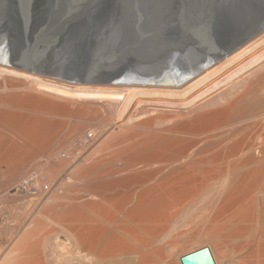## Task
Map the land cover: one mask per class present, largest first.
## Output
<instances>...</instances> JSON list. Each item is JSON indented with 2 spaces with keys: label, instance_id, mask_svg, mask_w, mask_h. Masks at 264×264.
Returning <instances> with one entry per match:
<instances>
[{
  "label": "bare ground",
  "instance_id": "1",
  "mask_svg": "<svg viewBox=\"0 0 264 264\" xmlns=\"http://www.w3.org/2000/svg\"><path fill=\"white\" fill-rule=\"evenodd\" d=\"M247 4L165 63L87 65L62 7L18 49L0 34V91L24 90L0 103V264H264V0ZM56 114L87 122L51 148Z\"/></svg>",
  "mask_w": 264,
  "mask_h": 264
},
{
  "label": "water",
  "instance_id": "2",
  "mask_svg": "<svg viewBox=\"0 0 264 264\" xmlns=\"http://www.w3.org/2000/svg\"><path fill=\"white\" fill-rule=\"evenodd\" d=\"M247 2L248 0H0V34H3V44H11L14 50L27 37H35L38 27H41L38 30L45 29L46 24L42 22L54 17L56 13V16L61 17L58 9L62 7L65 11L68 10L66 15H62L64 18L74 17L73 23L67 28L68 37L72 41L65 46L73 47V42L79 43L77 33L90 36L94 31L92 45L111 43L114 38L119 47H111V50H120L124 62L141 65L157 59L159 63H165L172 58L173 50H179L181 55L188 53L187 47H196L194 37L200 31L204 34L213 33L218 24L235 15L239 9H244ZM61 22L63 21H58L57 25ZM96 25L98 30H95ZM147 48L158 49L157 53L160 55L150 57L146 52ZM205 250L208 251L207 248ZM196 253L184 255L181 260ZM209 259L213 264L210 254Z\"/></svg>",
  "mask_w": 264,
  "mask_h": 264
},
{
  "label": "rangeland",
  "instance_id": "3",
  "mask_svg": "<svg viewBox=\"0 0 264 264\" xmlns=\"http://www.w3.org/2000/svg\"><path fill=\"white\" fill-rule=\"evenodd\" d=\"M229 19V18H228ZM225 20V19H224ZM226 21H228V20H226ZM33 23V22H32ZM95 30H98V25H96L95 26ZM28 31H29V29H28ZM95 36V34H94V31H93V33L90 35V36H87L85 33L84 34H82V33H80V34H78L77 33V35H76V38H77V40H78V38H80L78 41H79V43L77 44V43H75L76 44V46H78L77 47V49L75 50V51H79L85 58H87L88 59V62L86 63L87 65L88 64H90L91 66H98L100 63H102V61H98L99 59H92L94 56L95 57H97L98 55L100 56V53L101 52H104V50L105 49H107V50H105V51H108V50H111V47H115V46H118L119 47V44L118 43H116V40L113 38V40L111 41V43H108V42H104V43H101V44H99V45H96V46H94V45H92V41H91V39L93 38ZM113 37V36H112ZM111 37V38H112ZM28 38V37H27ZM81 42V43H80ZM74 44V42H73V45H75ZM115 48H117V47H115ZM16 49H18V48H16ZM115 50V49H114ZM98 58V57H97ZM103 64V63H102ZM20 80H22V78L20 79ZM9 82L11 81H14L13 83H16V82H18V80L16 81L15 79L13 80V79H9L8 80ZM6 86H9V88L8 89H10L9 91H8V89L6 88V90H1L0 91V103H5L7 100L5 99V98H3L4 97V95L6 96V94H4V93H9V92H11V94L12 95H10L9 96V94H7L8 96L7 97H9V98H12L11 96H13V94H14V97H15V93H16V97H17V95L18 94H20V92L21 91H24L23 89L22 90H19L20 88L18 87H15L14 88V86L13 85H6ZM17 88V89H16ZM4 91H6V92H4ZM20 91V92H19ZM15 92V93H14ZM19 92V93H18ZM3 99H5V102H1V101H4ZM8 103V102H7ZM7 103H5V104H7ZM2 104H0V107H2L1 109H3V107H6V106H2ZM15 107H17L16 105H14ZM13 110H14V107H13ZM42 115V114H41ZM65 115V116H64ZM72 115H76V113L75 112H73L72 113ZM72 115H68V116H66V114H56L55 116L54 115H52L51 117H53L54 119H55V121L56 120H59V121H56L57 122V126L59 125L60 126V131H59V134H57V137H55L56 139H54L53 140V143H51V145H50V147L52 148V147H55V146H57L58 144H59V142L60 141H63V140H65V137H66V135L68 134V130H69V128H70V124H71V126L74 124V122H76L77 124H80V123H84L86 120H83V119H81V118H79V117H75V116H72ZM88 116V115H87ZM89 117L90 118H92L93 117V114H89ZM58 118V119H57ZM62 121H63V126H61L62 125ZM64 121H65V123H64ZM87 122V121H86ZM75 123V124H76ZM0 128H1V126H0ZM3 128V127H2ZM1 128V129H2ZM0 129V130H1ZM59 129V128H58ZM1 132H4V133H9V131L7 130V129H3V131L1 130ZM11 134V133H10ZM66 134V135H65ZM59 135V136H58ZM56 140V141H55ZM60 140V141H59ZM59 141V142H58ZM55 143V144H54ZM57 143V144H56ZM28 153V152H27ZM39 158V157H38ZM35 158L34 160H33V163H32V160L29 162V161H25L26 162V166H27V169L29 170V168H34L35 166H37L38 164H40V163H43L42 162V158ZM44 158V157H43ZM37 159V160H36ZM41 159V160H40ZM25 159H23V161H24ZM21 162V163H19V164H17V165H20L21 166V168L23 169V167H26V166H24L23 164H24V162ZM39 161H41V162H39ZM37 162H39V163H37ZM37 163V164H36ZM17 165H15V166H17ZM1 167H4V164H2V166ZM33 168L32 169H30V170H32V172H34V170H33ZM2 173H5L4 172V168L3 169H1L0 170ZM4 176H1L0 177V179L2 180V183L3 182H6L7 180H6V178H4ZM1 180H0V183H1ZM4 180V181H3ZM2 188V189H1ZM0 190H3V187H0ZM1 193L3 192V191H0ZM0 193V194H1ZM11 198H9V200H10ZM11 201V200H10ZM10 201H8V203H11ZM204 247H207V246H204ZM203 248V247H202ZM197 249V248H196ZM199 249H201V248H199ZM199 249H197V250H199ZM197 250H193V251H191V252H194V251H197ZM210 250V249H209ZM191 252H189V253H191ZM210 253H211V251H210ZM188 253H186V254H184V255H187ZM183 255V256H184ZM212 255V254H211ZM182 257V256H181ZM213 257V256H212ZM181 259V258H180ZM214 260V259H213ZM215 261V260H214ZM183 264V263H182ZM216 264V263H215Z\"/></svg>",
  "mask_w": 264,
  "mask_h": 264
}]
</instances>
